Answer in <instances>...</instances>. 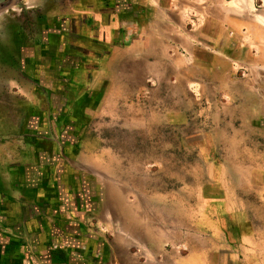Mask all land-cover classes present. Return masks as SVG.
<instances>
[{
	"label": "rangeland",
	"instance_id": "rangeland-1",
	"mask_svg": "<svg viewBox=\"0 0 264 264\" xmlns=\"http://www.w3.org/2000/svg\"><path fill=\"white\" fill-rule=\"evenodd\" d=\"M211 1L218 15L219 3L227 7L230 0ZM234 1L241 11L245 2L254 5L249 9L258 23L247 40L253 68L233 63L225 75L205 72L200 63L160 69L157 87L140 93L132 85L125 94L112 79L110 104H91L84 118L71 105L66 74L83 44L72 28L83 13L109 7L123 12L125 0H0V100L8 96L6 68H22L32 52L35 86L41 89L33 95L44 107L38 104L23 127L45 144H62L66 179L73 182L66 187L69 182L58 174L50 180L54 191L77 194L81 188L83 219L120 259L142 260L140 243L147 241L162 264L202 252L205 245L212 247L206 251L213 263L222 257V264H235L226 257H238V264H264V0ZM199 23L186 28L196 30ZM193 44L198 50L212 45L195 39ZM45 55L46 68L38 58ZM9 93L16 100L31 96L16 87ZM42 155L30 159L32 178L46 160Z\"/></svg>",
	"mask_w": 264,
	"mask_h": 264
},
{
	"label": "crops",
	"instance_id": "crops-1",
	"mask_svg": "<svg viewBox=\"0 0 264 264\" xmlns=\"http://www.w3.org/2000/svg\"><path fill=\"white\" fill-rule=\"evenodd\" d=\"M245 3L244 11L238 1H227V7L219 3L218 15H213L210 0H125L123 12H112L109 7L94 14L77 15L72 36L83 44L72 54L74 64L66 73L71 82V105L77 116L87 117L84 108L91 104H110L112 79L122 83L118 89L125 94L132 85L135 93H140L157 87L160 69L197 68L200 63L199 68L205 72L225 75L234 68L233 63L253 68L255 65L248 61L252 53L247 40L258 22L249 9L253 3ZM197 21L200 23L196 30L186 28L187 23ZM194 39L204 46L211 43V49L198 50ZM178 48L185 50L180 56L174 52ZM52 50L55 53L56 49ZM31 53L26 54L22 68H6L11 73L4 86L8 96L0 100V264H162L163 257L157 258L155 248L147 241L140 243L142 260L116 257L110 245L83 219L78 207L84 195L81 188L77 194L63 188L54 191L55 184L50 180L58 174L69 182L66 185L63 181L68 188L73 181L66 179L69 165L62 163V144H45L23 127L27 115L38 104L43 106L33 95L37 96L41 89L35 86L36 57ZM198 53H205L207 60L201 61ZM38 58L44 60L42 66L46 68L48 57ZM262 62L264 68V50ZM60 65L55 60V66ZM57 67L54 69L60 74L61 68ZM14 72L21 79L17 80ZM44 77L48 80L46 74ZM43 83L41 86L45 87ZM12 87L28 90L31 96L16 100L9 93ZM37 152L43 153L46 160L39 166L34 162L38 170L32 178L28 169ZM208 248L212 247L202 246V252L188 250L171 264H222V257L219 263H213L207 255ZM226 259L235 264L240 260Z\"/></svg>",
	"mask_w": 264,
	"mask_h": 264
}]
</instances>
